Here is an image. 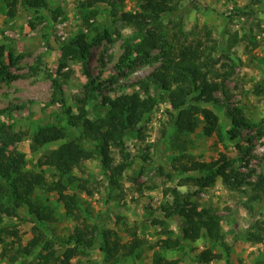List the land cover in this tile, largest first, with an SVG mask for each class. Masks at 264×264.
<instances>
[{
  "label": "rangeland",
  "instance_id": "obj_1",
  "mask_svg": "<svg viewBox=\"0 0 264 264\" xmlns=\"http://www.w3.org/2000/svg\"><path fill=\"white\" fill-rule=\"evenodd\" d=\"M46 1L47 11H35L19 2L16 14L9 15L5 0H0V147L8 143V150L23 153L25 170L42 173L46 183L51 184L58 174L50 168L40 169L38 159L64 141L33 151L32 137L39 128L48 126L62 129L67 136H78L79 132L67 123L66 110L76 115L79 101L86 98L88 117L102 118L106 112L104 96L114 98L121 92L138 91V82L146 80L160 63L158 48L147 56L135 50L148 30H156L172 49L199 48L204 56H210L209 69L220 86L216 92L218 101L205 105L218 117V133L205 136L202 118L198 117L199 128L188 136L192 144L186 151L176 150L170 116L173 111L167 94L150 84L154 104L125 139L128 166L121 177L110 179L96 154L74 170L76 181L68 192L77 194L81 217L95 226L96 238L92 247L78 250L71 264H113L100 250L102 233L126 243L131 231L145 244L136 254L115 264H152L154 253L175 259L178 264H204L198 261L199 253L205 249L218 256L208 264H261L264 0H179L173 12L164 14L152 26L146 25L149 19L138 24L121 18L123 13L144 14L139 0H114L112 5L98 3L90 8L83 6L85 0ZM58 7L62 13L53 20L49 11ZM77 34L90 42L96 37L104 39L92 47L84 60L64 58L62 48ZM128 47L129 61L123 65L119 59ZM233 108L241 120L238 126H234L228 113ZM4 132L10 139L20 134L21 139L11 142L7 135L3 139ZM83 144L93 148L95 143L84 139ZM112 155L114 163L121 161L117 149L112 150ZM220 156L229 162L228 171L238 175L241 184L237 187L225 186L218 177L213 185L200 188L195 181L202 175L180 170L188 158L208 163ZM176 198L179 206L208 211L219 222L222 237L214 242L203 236L196 241L184 240L169 250L157 246L166 237H179L183 222L175 207L169 218L163 211ZM30 200L51 211L54 220H37L22 203L20 217H2V226L18 231L22 243L16 249L23 247L37 228L60 255L75 222L65 216L56 194L45 186L36 188ZM22 260L16 264H22ZM0 264L10 263L0 258Z\"/></svg>",
  "mask_w": 264,
  "mask_h": 264
},
{
  "label": "trees",
  "instance_id": "obj_2",
  "mask_svg": "<svg viewBox=\"0 0 264 264\" xmlns=\"http://www.w3.org/2000/svg\"><path fill=\"white\" fill-rule=\"evenodd\" d=\"M144 14L123 13L121 18L130 23H157L164 14L175 10L179 0H139ZM9 15H15L17 5L21 2L29 9L47 11L46 0H5ZM114 0H85L84 7H92L98 3L112 5ZM50 17L56 20L62 13L61 7L54 11H49ZM103 37H96L88 41L83 34H77L68 41L62 48L64 58L86 59L92 47L99 44ZM166 47L168 49H166ZM158 48L159 65L146 77V80L138 82L137 91L131 93L119 92L114 98L104 96L102 105L106 107V112L102 118L88 117L86 109L87 99H81L76 115H72L69 110L65 111L66 120L69 126L75 128L78 136H67L66 133L54 126L42 127L37 130L31 140V149L37 151L46 144L56 141H64L59 147L38 159L37 165L40 169L50 168L56 171L58 178L51 184L46 183L42 173L28 172L25 170V155L16 149L8 150V143L0 147V258L10 264H16L22 258V264H71V260L79 253V249L92 247L96 238L95 226L86 223L81 217L78 207L76 193H69L68 187L73 185L76 178L73 176L74 170L78 169L81 163L89 160L96 154L101 162L103 170L110 179L118 180L128 163L127 156L124 155V142L127 135L135 131L143 116L148 113L154 104V100L149 93L150 84L156 89L167 94L168 104L173 111L174 136L172 137L173 147L183 152L187 146L192 144L189 135L199 128V119L202 118L201 130L205 136H212L219 132L218 117L207 104L217 102L216 92L219 85L214 80L212 71L209 69L210 56H204L199 48L188 46L172 49L156 30H148L145 38L139 43L135 50L142 51L147 56L150 50ZM131 47L125 49V53L120 57L119 62L126 64L129 61L128 54ZM3 56V49L0 48V58ZM229 72H226V77ZM200 78L199 81L195 79ZM180 87V89L177 88ZM114 91V90H113ZM112 92V90H110ZM118 92V91H116ZM9 110V109H8ZM8 110L2 112L5 114ZM231 122L238 126L241 122L238 111L228 109ZM8 136V141H19L20 134H14L11 139L7 132H4L3 139ZM94 142L93 148H86L83 140ZM10 143V142H9ZM11 144V143H10ZM117 149L121 154V161L114 163L112 150ZM229 162L224 156H220L216 161L200 162L188 158L181 166L182 172H196L202 175L195 182L200 188H207L214 184L216 178H221L223 184L228 187H237L241 184L238 175H233L228 171ZM176 170V168H175ZM177 171V170H176ZM45 186L47 191L54 192L58 201L62 204L65 216L75 222V226L68 236L65 250L57 255V251L52 243L42 234L39 229H34L33 236L23 247H17L22 243L18 231L14 227L2 226V217H20L18 209L20 204L28 206L29 213L39 221L52 222L54 217L51 211L40 204L31 202L30 198L36 188ZM177 194V193H176ZM175 207L177 215L182 219L183 224L179 229V237L172 239L166 237L159 241L157 246L164 249H174L182 244L184 240L196 241L200 237H206L209 241H218L222 237V229L219 222L209 216L206 210H197L195 207H182L175 203L166 205L163 209L165 217L169 218L172 208ZM158 221V224H161ZM130 240L121 243L119 238L111 239L106 232L102 233V244L100 250L106 261L113 264L133 256L144 246L145 241L136 233L129 234ZM34 256L30 261L25 258ZM218 258L209 249L199 253L198 263L208 264ZM152 264H178L175 259H166L154 253ZM264 264V261L261 263Z\"/></svg>",
  "mask_w": 264,
  "mask_h": 264
}]
</instances>
